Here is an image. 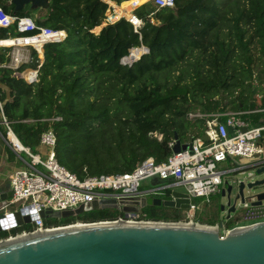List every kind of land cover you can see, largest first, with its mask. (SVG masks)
I'll use <instances>...</instances> for the list:
<instances>
[{
  "label": "trees",
  "instance_id": "1",
  "mask_svg": "<svg viewBox=\"0 0 264 264\" xmlns=\"http://www.w3.org/2000/svg\"><path fill=\"white\" fill-rule=\"evenodd\" d=\"M7 1L0 0L7 14L31 17L36 27L63 31L65 38L42 47L39 68L31 49L30 62L14 70L7 67L10 47L27 46L21 37L35 31L0 28V44L10 46L0 47V136L5 140L9 127L33 151L40 134L51 129L57 163L79 179L128 173L149 157L165 162L174 135L181 144L205 141V119L189 114L242 112L250 127L264 123V0H173V8L157 11L151 0H47L45 9L25 6L15 13ZM103 1L117 16L141 4L133 11L142 23L137 32L119 19L93 33L108 9ZM140 47L147 52L140 55ZM25 69L37 70L35 82L15 76ZM119 216L105 209L43 222L60 227ZM183 217V210L145 206L138 220ZM32 228L2 231L0 240Z\"/></svg>",
  "mask_w": 264,
  "mask_h": 264
},
{
  "label": "built area",
  "instance_id": "2",
  "mask_svg": "<svg viewBox=\"0 0 264 264\" xmlns=\"http://www.w3.org/2000/svg\"><path fill=\"white\" fill-rule=\"evenodd\" d=\"M151 1L155 11L160 8H173L174 5L173 0ZM137 7H133L127 16H117L114 8L108 4L104 18L92 32L97 34V28L101 30L104 26L114 24L119 19L127 21L133 31L137 32L142 24L141 20L133 14ZM10 27H14L16 32L21 34L35 31L31 35L21 38L29 43L23 48L29 47L35 51L36 68H39L42 63L39 57L42 47L47 43L61 42L65 38L63 31L46 27L38 28L33 18L15 17L7 14L0 7V28ZM21 48L10 53L7 67L15 70L21 64L30 62L29 56L24 55ZM26 73L32 75L27 78ZM14 74L29 84L35 82L37 78L34 69H25ZM242 114V112L210 115L189 114V117L205 119V141L198 138L191 139L187 142L188 149L181 150L176 154L172 153L162 163H155L149 157L128 173L88 176L83 179L77 178L57 163L54 153L56 139L51 129L40 134L37 147L31 151L28 147L21 145L7 127L6 139L3 141L15 155L19 166L7 176L11 196L0 200V215L7 221L13 211L26 210L31 218L30 224L33 228L29 231L15 233L0 242L57 228L44 225L43 219L38 215L42 210H73L86 202L111 198L118 201L120 198L128 196L160 198L169 195L174 188L178 187L184 189L188 199L193 203L183 210V219L168 223L217 229L220 238L233 227L264 223V200L257 206H251L249 202L240 204L241 213L238 217L231 219L234 225L229 229L224 225L227 220L219 221L220 224L217 222L214 225H208L196 219L194 199L203 198L208 202L211 196L219 194L220 190L224 188L225 174L241 172L248 168H252L254 171V169L264 166V123L261 126L249 127L242 119ZM220 117H223L224 120L220 121ZM53 120L58 121L59 118ZM4 124L6 125L5 122ZM227 127L232 130L230 134L226 131ZM172 145L170 144L171 147ZM43 149H45V154L41 153ZM236 158L243 159V162ZM149 179L163 184L140 189V183ZM138 215L139 213H122V216L113 221H142L138 220ZM77 224L80 223L70 225ZM8 230L10 229L6 231Z\"/></svg>",
  "mask_w": 264,
  "mask_h": 264
},
{
  "label": "water",
  "instance_id": "3",
  "mask_svg": "<svg viewBox=\"0 0 264 264\" xmlns=\"http://www.w3.org/2000/svg\"><path fill=\"white\" fill-rule=\"evenodd\" d=\"M8 4L13 6V13L25 6L45 9L48 5L47 0H8ZM140 49L144 50L140 55L147 52L145 47ZM39 57L42 61V52ZM226 131L232 132L229 127ZM188 148V143L181 144L174 135L173 154ZM253 172L256 176L263 174L264 166ZM243 173L244 170L238 172ZM232 183L236 185V194L231 201ZM232 183L225 180L219 193L226 200L225 204L219 205L220 212L226 214L224 220L230 219L238 200L240 204L249 202L251 206H257L264 200V191L244 197L245 188L250 191L263 185L264 180L246 184L244 180H233ZM10 196L9 190L1 192L0 200ZM192 203L184 189L178 187L160 198L128 196L118 201L102 199L80 204L73 210H42L38 215L43 220H59L105 209L138 214L145 206L186 210ZM27 213L23 209L13 211L8 221L0 215V232L30 224L31 218ZM0 264H264V223L233 227L222 238L218 236L217 229L168 222L112 221L60 226L13 241L3 240L0 242Z\"/></svg>",
  "mask_w": 264,
  "mask_h": 264
},
{
  "label": "rangeland",
  "instance_id": "4",
  "mask_svg": "<svg viewBox=\"0 0 264 264\" xmlns=\"http://www.w3.org/2000/svg\"><path fill=\"white\" fill-rule=\"evenodd\" d=\"M130 1L133 0H128L125 2H122L121 4H125V3H129ZM148 0H143V3L147 2ZM120 4V5H121ZM139 5H135V7L140 6ZM10 41H8L7 43H9ZM5 43V42H4ZM1 47H10V46H5L2 45ZM20 48V47H19ZM18 47H10L11 52L15 51L16 49H19ZM21 51L24 53V55H28L30 58V51L31 48L29 47H25V48H21ZM130 55V53L128 54V56ZM250 127V125H249ZM42 154H45V149H43L41 151ZM24 157V155H22ZM236 160L243 162V159L241 158H236ZM251 174V177H249V174ZM226 181H229V183L231 184L232 181H239V180H244L245 184L250 182V181H255V180H264V173L256 176L253 172V170H244L243 174H238V172H234V173H228L225 174L224 178ZM163 183L161 182H153L151 179L146 180L144 182L140 183V189H146V188H152L153 186H158L161 185ZM232 191H231V201L234 198V195L236 194V185L234 183H232ZM264 191V184L261 186H257L252 188L250 191L247 190L246 188L244 189V197H248L249 195L258 193V192H263ZM226 200L225 198H222L219 194L211 196L208 200V202H206L205 199L203 198H198V199H194V204L196 206V219L201 218V219H213L214 221H224L225 219V212H220L219 210V205L221 204H225ZM226 210V208H225ZM241 205L239 200L236 202L235 204V211L234 213H232L230 215V219H233L234 217H238L239 214L241 213ZM241 224V223H240Z\"/></svg>",
  "mask_w": 264,
  "mask_h": 264
},
{
  "label": "crops",
  "instance_id": "5",
  "mask_svg": "<svg viewBox=\"0 0 264 264\" xmlns=\"http://www.w3.org/2000/svg\"><path fill=\"white\" fill-rule=\"evenodd\" d=\"M112 1V0H111ZM105 2V1H103ZM113 2V1H112ZM8 3V1H7ZM106 3V2H105ZM114 3V2H113ZM108 5V3H106ZM115 4V3H114ZM35 17V16H34ZM100 31V30H98ZM97 31V34L99 33ZM2 46V44H0ZM247 113V112H244ZM19 166L15 155L7 147L0 136V193L8 191L7 176L9 173Z\"/></svg>",
  "mask_w": 264,
  "mask_h": 264
},
{
  "label": "bare ground",
  "instance_id": "6",
  "mask_svg": "<svg viewBox=\"0 0 264 264\" xmlns=\"http://www.w3.org/2000/svg\"><path fill=\"white\" fill-rule=\"evenodd\" d=\"M109 1V0H108ZM109 4H114L112 1H109ZM14 47H21V46H14ZM23 48V47H22ZM130 52V51H129ZM124 61L125 62H130V61H127V57L124 59ZM7 221H8V219H7ZM6 223H8V222H6ZM77 225H79V224H77ZM76 227H78V226H76ZM10 241H13V240H10Z\"/></svg>",
  "mask_w": 264,
  "mask_h": 264
}]
</instances>
